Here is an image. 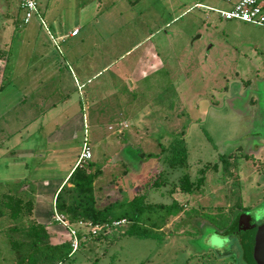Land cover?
<instances>
[{
	"label": "rangeland",
	"instance_id": "1",
	"mask_svg": "<svg viewBox=\"0 0 264 264\" xmlns=\"http://www.w3.org/2000/svg\"><path fill=\"white\" fill-rule=\"evenodd\" d=\"M18 1H9L14 34L0 33V60L6 67L0 87V198L32 189L33 181H61L74 167L84 138L81 130L79 139L66 147L65 160H56L52 147L39 145L38 135L25 145L50 151V160L10 157L17 148L11 139L18 114L13 107L19 94L22 98L28 93L23 88L34 84L28 79L36 59L28 66L29 58L45 47L44 57L38 60L42 68L47 74L62 75L66 94L79 93V74L70 59L78 38L56 39L60 20L42 14L44 25L36 16L23 24ZM89 1L68 0L72 9L63 20L66 28L84 27L79 35L82 54L92 44H100L94 72L114 62L94 81L80 82L84 84L81 106L90 112L85 136L93 155L92 172H98L93 184L96 208L112 207L113 218L125 212L129 178L123 175L128 171L127 176L139 173L144 183L155 182L153 188L141 189L145 204L169 206L174 200L181 212L172 222L174 214L168 217L165 210L147 211L141 228L152 236H124L129 224L122 223L100 231L72 253L68 231L62 235L68 242L63 249H32L28 233L22 230L26 219L0 216V264L23 259L29 264H216L214 255L228 256L221 264H247L241 244L217 231L226 232L242 211L252 214L255 208L264 209V26L222 20L215 10H228L227 0H113L111 10L100 0L99 10L79 17L76 12ZM5 20L0 17V22ZM23 27L37 29L31 48L24 46ZM145 44L155 46L164 68L131 88L126 75L135 70ZM106 45L112 46L108 55ZM9 75L19 78L12 81ZM97 86L100 98L92 105V89ZM103 90L109 97L103 98ZM96 107L108 114L97 129L92 120ZM123 123L126 129L119 126ZM129 134L134 136L129 139ZM257 134L262 138L255 149L249 135ZM181 140L187 151L186 168H171L175 154L170 152L178 149ZM184 173L195 184L189 194L177 189ZM72 229L87 236L91 231L90 227ZM13 242L19 245L16 252Z\"/></svg>",
	"mask_w": 264,
	"mask_h": 264
},
{
	"label": "crops",
	"instance_id": "2",
	"mask_svg": "<svg viewBox=\"0 0 264 264\" xmlns=\"http://www.w3.org/2000/svg\"><path fill=\"white\" fill-rule=\"evenodd\" d=\"M10 0H4L3 2L0 0V17H5L6 20L4 22H0V33H3L4 35L14 34L13 30V17H14V11L13 8L9 5ZM107 4L105 7L111 10V8L114 6L113 0H104ZM112 1V4L110 5ZM239 0H235L231 2L230 0H227V3H231L230 8ZM75 2H79V0H75ZM94 0H90L88 3H91L90 5L83 6L85 9H82V7L79 8V10L76 12L79 14V17L88 14L92 11H97L100 8V0H95L96 4H93ZM19 3L16 4V8L19 9ZM65 3V4H64ZM68 0H37V9L39 17L38 20L41 25H44L41 23V20L44 21L41 18V14L45 17H48V20L52 19H59L57 20L59 23V29L56 30V39L64 40V38H78V41L76 43V49L79 50V53H70V59L72 60V66L75 67L77 73L79 74V86H77V91H79L78 94L74 93L73 95H68L64 91V85L62 83V75L55 73L54 71L47 74V70L45 68H42L40 63L38 62L39 59H42L44 57V49L41 50V52L36 53L35 57L29 58L28 66L32 64V62L35 60V63L33 64V70L31 75L29 76L28 82H33L34 84L32 86H25L23 88V92H28L25 94L22 98L19 97L16 98V105L13 107V111L17 109L16 111L18 114L16 115V120L14 121V126L11 132V139L12 144L16 145L17 148L15 150L11 151L10 157H16L18 159H24V160H31L33 162L35 159H38L37 161L44 162L46 160H50L51 158L48 157V152L45 149H39V148H33L32 146H27L25 143L30 144V141L33 142V140H37L36 135L40 138L38 142L39 145L42 144L44 147H52V152H54V156H56V160L61 161L66 159V154L64 151H66V147L70 145L71 142L76 141L79 139V133L81 130L84 131V138H82V145L84 143V140L88 137L85 136V132L87 131L89 133V121H90V112L89 108H86V112H84L83 106H81V99L80 96L82 95V90L84 89V84H81L80 82L86 80V83H89L90 81H94V78L99 76L102 72L109 69L113 65V63L108 64L107 66L103 67L102 70H97L94 72V69L96 66L93 64V62H99V54L98 49L100 44H92L89 51L85 52V54H82L83 52V39H79V35L83 30V26H73L71 29L66 28L63 17L68 16V11H70L72 8L68 5ZM57 4V5H56ZM62 4V6H61ZM67 5V6H66ZM59 6V9H57ZM229 8V9H230ZM228 9V10H229ZM21 15V16H20ZM8 18V20H7ZM21 21L23 22V12L19 9V17ZM32 19V18H31ZM30 19V20H31ZM41 19V20H40ZM30 22V21H29ZM28 22V23H29ZM44 23V22H43ZM24 24V22H23ZM27 25V24H25ZM20 28V27H19ZM23 29L22 36L25 37V40H27L24 44L25 47L31 48L36 43V34L37 29L35 27L30 28H21ZM47 30V31H46ZM45 31L48 35H50V32L48 31V28ZM77 32L76 34H73L74 32ZM50 38L52 36L50 35ZM12 38V43H13ZM19 46H22V44H19ZM112 46L106 45V51H104L107 55L109 54V50ZM82 48V49H81ZM144 51L142 52L139 62L135 68L134 71L129 73V75H126V80L131 82V88L136 84H140L143 81H145L148 77V74L154 72L158 73L161 71V69L164 68L163 61L158 54L156 48L152 44H145L144 45ZM37 50L36 48L34 49ZM51 50V49H50ZM47 59V58H46ZM4 63L0 60V87H2L3 83L5 82V69L6 67H3ZM46 65L52 70V65L46 61ZM73 73V72H72ZM153 73V74H154ZM93 75V76H92ZM90 76H92L90 78ZM9 78L12 79V81H17L19 76L17 75H9ZM117 78V76H116ZM48 82H55L56 85L46 84ZM22 87V84L19 86L18 89L14 91H18ZM107 88V84H106ZM91 93V104L93 105L97 98L99 97L98 92V86L94 87L92 89ZM1 91V88H0ZM103 98L109 97L108 93L103 90ZM16 96V94L14 95ZM84 97V96H83ZM29 99V100H28ZM94 101V102H93ZM94 112V118H92L96 129L98 128L99 124L102 122V120L105 117H108L106 110H100L99 107H96ZM120 127H123L126 129L128 127L127 124L123 123L119 125ZM109 129H111L109 127ZM134 134H129V139L133 137ZM88 140V138H87ZM34 145V144H33ZM22 146V147H20ZM25 147V148H24ZM81 152V150H80ZM78 154L77 160L74 164V167L71 170H68L66 176L59 181L54 182L51 180H42L39 181H33L34 187L31 186L26 190V192L19 190V194L30 198L33 201L34 209H33V215L31 218L28 219L30 221L35 222L38 225L44 226L45 230L47 231V234L49 235V245L50 246H59L62 244L67 245V243L63 242V233L67 232L66 228L60 225L59 223H55L51 216L49 215L51 209L54 206L55 196L58 193V191L61 189V187L66 184L70 174L72 171L78 167L81 168L84 163L78 162L79 155ZM92 152V151H91ZM154 157H158L157 155H153ZM93 159V155L91 153V160L88 161L91 163ZM86 162V163H88ZM27 165L24 164V168H26ZM27 170V168H26ZM128 171H126L123 175L125 177V180L128 179L125 183V186L128 191V197L126 198L127 204L131 202L133 198L136 196L141 195L143 191H141L144 186H147V183H144L135 173L130 174L132 177H129L126 175ZM140 175V174H139ZM25 184V182H23ZM30 190V191H29ZM171 193H175V191H172ZM176 203L173 200V204ZM178 204V203H177ZM126 208L124 205L122 206ZM118 208H121L118 206ZM170 217V216H168ZM176 219H178V214L176 216H173L172 222H174ZM167 227V226H165ZM80 240H78L81 245L89 239L87 235L80 233ZM79 237V234L77 235ZM90 239H94L91 238ZM72 241V239H71ZM76 248V250L81 246ZM76 250L71 251L75 252ZM70 253V254H71Z\"/></svg>",
	"mask_w": 264,
	"mask_h": 264
},
{
	"label": "trees",
	"instance_id": "3",
	"mask_svg": "<svg viewBox=\"0 0 264 264\" xmlns=\"http://www.w3.org/2000/svg\"><path fill=\"white\" fill-rule=\"evenodd\" d=\"M184 145V141L181 140L178 144V149L174 148L173 151L170 152L172 155L175 154L174 158L170 160L171 163H174L171 168H186L187 151ZM97 175V171L92 172V164L90 162H88L87 168L84 166L81 168L76 167L70 174L66 184L61 187L55 196L54 206L49 213L51 218L56 213L64 217L70 228H72V226H78V223L82 222L91 227L103 226L104 230L112 229L113 222H120L124 220L127 224H129V228L123 233L124 236L144 238L153 235L152 232L145 230V228H141L143 227L141 224L143 222V217L147 211H154V213H156L158 210H165L169 216L170 214H174V216H176L181 212L182 207L177 203L169 206L160 204H145L144 194L141 193V195L136 196L129 204H127L125 212L123 211L122 214L113 218L110 213L112 207H105L101 210L96 208V197L94 195L93 184ZM153 183L156 186L155 182ZM153 183L148 182L147 185L153 188ZM177 186V189H179V191L183 194L192 193L195 188V184L190 180L187 173L182 174L178 180ZM0 204V216H6L12 221L26 219L27 223L24 227H22V230L26 234L28 233L29 241H31L30 248H40L44 250L50 249L53 252H57L59 248L63 249L66 246L65 244L50 246L48 243L49 235L47 234L45 227L30 220L28 222V219L33 215L34 205L32 199L25 198L21 194L16 196L8 194L3 195L0 198ZM78 234V240H80V233ZM98 235L92 236L89 234L88 237L95 239ZM79 244L81 243L78 241V245ZM240 244L247 259V264H252L247 254L245 241L242 240ZM13 245V250L16 252L19 245L18 243H14ZM68 255H70V253ZM29 263V261L27 262L26 259H23L19 260L17 264Z\"/></svg>",
	"mask_w": 264,
	"mask_h": 264
},
{
	"label": "built area",
	"instance_id": "4",
	"mask_svg": "<svg viewBox=\"0 0 264 264\" xmlns=\"http://www.w3.org/2000/svg\"><path fill=\"white\" fill-rule=\"evenodd\" d=\"M19 9L23 12V22L27 24L30 19L34 16L39 17L38 9H37V0H20ZM215 12L219 15L222 20L230 21V20H238L243 23H249L257 26H264V0H239L237 1L229 10H215ZM41 20V19H40ZM41 23L43 21L41 20ZM75 31L73 34H76ZM91 160V151L89 147V143L87 138L84 140V143L81 148V152L79 155V164L86 163ZM53 221L59 223L69 232L72 237L71 247L73 250H76L78 247V233L69 227L68 222L64 219L63 216L54 214L52 217ZM122 223H126V221L122 220L120 222H113L112 226L116 227ZM78 227H90V235L95 236L98 235L100 231H107L109 229L104 230L103 226H88L86 223L79 222Z\"/></svg>",
	"mask_w": 264,
	"mask_h": 264
},
{
	"label": "flooded vegetation",
	"instance_id": "5",
	"mask_svg": "<svg viewBox=\"0 0 264 264\" xmlns=\"http://www.w3.org/2000/svg\"><path fill=\"white\" fill-rule=\"evenodd\" d=\"M249 136H252L251 144H253V147L255 149L259 147L261 140L258 142L257 139H261L262 137L258 134ZM258 208L259 209H253L254 213L252 214L249 211L240 212L236 219H232V222H230V227L226 232L217 231V234L221 236L225 235L226 237H233L238 244L242 240L246 241L247 236L251 234L254 228L264 224V209L260 207ZM213 257L215 258L214 262L216 261V264H221L222 261L228 256L214 255Z\"/></svg>",
	"mask_w": 264,
	"mask_h": 264
},
{
	"label": "water",
	"instance_id": "6",
	"mask_svg": "<svg viewBox=\"0 0 264 264\" xmlns=\"http://www.w3.org/2000/svg\"><path fill=\"white\" fill-rule=\"evenodd\" d=\"M245 244L250 262L264 264V224L254 228Z\"/></svg>",
	"mask_w": 264,
	"mask_h": 264
}]
</instances>
